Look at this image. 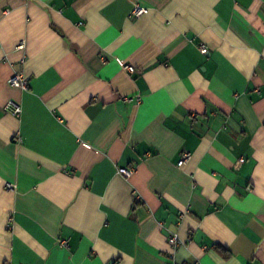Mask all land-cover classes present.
<instances>
[{"label":"crops","instance_id":"obj_1","mask_svg":"<svg viewBox=\"0 0 264 264\" xmlns=\"http://www.w3.org/2000/svg\"><path fill=\"white\" fill-rule=\"evenodd\" d=\"M0 264H264V0H0Z\"/></svg>","mask_w":264,"mask_h":264},{"label":"built area","instance_id":"obj_2","mask_svg":"<svg viewBox=\"0 0 264 264\" xmlns=\"http://www.w3.org/2000/svg\"><path fill=\"white\" fill-rule=\"evenodd\" d=\"M147 12H148V8L141 6L139 4H134L129 15L132 18H138V17L143 16ZM22 47H23V42H20L17 45V49H21ZM199 50L201 51V53L207 52V48L203 44L199 46ZM122 68L128 72H132L134 70V67L128 63L123 64ZM28 81H29V78L22 72H13V74L8 79V83L10 86L17 87L23 90L28 88ZM124 100L127 101V100H130V98L124 97ZM5 110H7L8 112H11L12 114L17 115L20 113L21 107L17 103L8 102L7 105L5 106ZM189 156H190V153L188 151L182 150L180 152V158L177 164L178 165L183 164L189 158ZM240 161H243V159H240ZM117 170L119 174L126 176V177L131 175V173L133 172L132 168L119 167L117 168ZM8 187H11V185H8ZM168 243L174 249L179 243L178 236L176 234H171L168 238ZM61 244L63 246H68V241L64 240L61 242Z\"/></svg>","mask_w":264,"mask_h":264}]
</instances>
